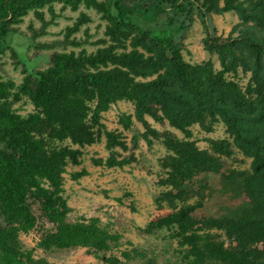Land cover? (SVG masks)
Wrapping results in <instances>:
<instances>
[{
  "label": "trees",
  "instance_id": "1",
  "mask_svg": "<svg viewBox=\"0 0 264 264\" xmlns=\"http://www.w3.org/2000/svg\"><path fill=\"white\" fill-rule=\"evenodd\" d=\"M54 4L79 11L78 17L62 40L36 42L57 17ZM81 8L100 15L103 38L89 42L87 31L84 39L71 38L91 21ZM162 9L182 25L194 14L200 17L203 49L217 57L219 69L212 59L187 62L172 34L136 24ZM30 12L43 23L42 30H32L37 49L97 48L52 51L47 68L24 65L20 83L0 75V264H51L35 251L71 248L86 249L104 264L135 257L155 264L145 251L100 257L119 245L120 235L98 217L68 222L64 197V175L84 148L104 139L108 157L97 163L123 169L136 161L140 138L166 150L158 160L154 203L167 209L141 231L167 232L165 252L175 264H264V0H0V40L21 33L18 25ZM229 13L238 23L226 37H213L208 19ZM7 47L4 41L0 53ZM20 102L32 111L20 114ZM120 102L133 106L132 113L118 116L123 131L104 123ZM219 123L226 137L206 139L201 148L192 128L211 133ZM125 132L133 134L131 147ZM119 149L132 152L123 157ZM235 153L250 160L248 168L227 165ZM31 233L37 234L33 248L21 240Z\"/></svg>",
  "mask_w": 264,
  "mask_h": 264
},
{
  "label": "rangeland",
  "instance_id": "2",
  "mask_svg": "<svg viewBox=\"0 0 264 264\" xmlns=\"http://www.w3.org/2000/svg\"><path fill=\"white\" fill-rule=\"evenodd\" d=\"M54 11L57 17L51 25L44 28V34L36 38V42H52L64 38L65 29L71 27L78 17V12H73L69 8L62 9L61 4H54ZM91 18L90 23L84 24L71 38L84 39L86 31L89 34V42H95L103 38L104 23L100 15L94 10L81 8ZM45 11V22L51 19L47 8ZM163 11V12H162ZM157 11L148 21L146 17L137 18L136 24L149 31L172 34L174 41L182 44V54L189 63H200L212 59L216 69H219L217 57L210 56L202 45V39L206 36L200 17L194 14L192 20L184 22L182 19H175L173 14ZM169 15V17H168ZM173 19L174 23L170 24ZM209 31L212 36L226 37L233 26L238 23L233 13L225 16H213L207 21ZM182 25V27H181ZM43 23L35 18L33 12L26 15L18 25L21 33L10 34L0 40V47L4 41L9 45L0 53V75L3 80H13L20 83L23 78L24 65L29 70H42L50 65V53L52 51L79 52L86 49L92 52L97 47L93 44H85L82 47H61L39 50L33 45L34 30H42ZM16 54H24L26 58H14ZM241 85L246 83V78L239 76ZM20 114H28L32 111V106L22 102L15 105ZM133 106L130 103L120 102L104 115V123L109 129L123 131L118 122V116L122 112L132 113ZM159 128V126H156ZM194 139L198 140L201 148L207 147L206 139H221L226 137L224 126L219 123L214 126L211 133H207L198 126L192 128ZM127 146H132V133H123ZM178 135H181L178 133ZM3 145L0 143V150ZM123 157L128 156L132 151L118 150ZM135 162L125 166L123 169H107L97 163L98 159H106L108 152L105 149L104 139L100 143L88 146L83 149L79 163L67 168L64 175V197L67 200L70 214L68 222H72L80 217H98L104 225H107L114 232L120 235L119 245L115 246L111 252L100 254L108 256L114 254L120 256L121 252L137 250L145 251L147 258H153L155 264H175L176 259L165 251L169 249V241L164 240L167 232L161 231L153 235H146L142 228L153 218L163 215L167 209H159L154 203V197L159 192L157 182L161 177V169L158 164L166 153L163 145L154 143L151 147L143 139H139V147L134 152ZM250 160L245 159L241 154L235 153L227 161L231 168H248ZM84 174L79 179H74L75 174ZM22 242L29 248L35 247L37 234L31 233L21 237ZM36 258H42L51 264H104L92 253L83 248H71L65 250H53L43 252L36 250ZM140 257L131 259L126 264H142Z\"/></svg>",
  "mask_w": 264,
  "mask_h": 264
}]
</instances>
